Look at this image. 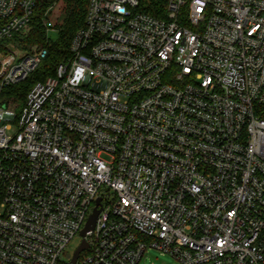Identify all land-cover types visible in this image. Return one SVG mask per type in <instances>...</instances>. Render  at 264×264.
Returning a JSON list of instances; mask_svg holds the SVG:
<instances>
[{
    "label": "built area",
    "instance_id": "obj_1",
    "mask_svg": "<svg viewBox=\"0 0 264 264\" xmlns=\"http://www.w3.org/2000/svg\"><path fill=\"white\" fill-rule=\"evenodd\" d=\"M159 1L89 0L21 103L48 51L0 0V264H59L97 199L75 264H264V0Z\"/></svg>",
    "mask_w": 264,
    "mask_h": 264
},
{
    "label": "trees",
    "instance_id": "obj_2",
    "mask_svg": "<svg viewBox=\"0 0 264 264\" xmlns=\"http://www.w3.org/2000/svg\"><path fill=\"white\" fill-rule=\"evenodd\" d=\"M89 0H36L31 19V30L22 39V49L31 46L44 48L48 56L34 74L22 84L9 88L5 93L22 103L23 97L38 81L55 75L57 65L69 55V46L74 34L84 27ZM159 0H143V10L151 14L158 13ZM59 7L60 16L54 25V31L47 33L45 21L51 19L52 10ZM264 118V112L261 115Z\"/></svg>",
    "mask_w": 264,
    "mask_h": 264
},
{
    "label": "rangeland",
    "instance_id": "obj_3",
    "mask_svg": "<svg viewBox=\"0 0 264 264\" xmlns=\"http://www.w3.org/2000/svg\"><path fill=\"white\" fill-rule=\"evenodd\" d=\"M59 16H60L59 7H55L52 10V16H51V20L54 22V25L57 22V18ZM102 158L108 163H111L112 161L110 155L107 154H103ZM112 198H113V192H110L109 195L106 196V200L111 201ZM80 241L81 240L78 237H75L71 240V242L69 243L68 247L65 250V253L61 257L59 264H69L70 258L72 257L74 251L79 246ZM139 264H179V263L171 256L164 254L156 249H148L144 253Z\"/></svg>",
    "mask_w": 264,
    "mask_h": 264
},
{
    "label": "water",
    "instance_id": "obj_4",
    "mask_svg": "<svg viewBox=\"0 0 264 264\" xmlns=\"http://www.w3.org/2000/svg\"><path fill=\"white\" fill-rule=\"evenodd\" d=\"M95 204H96V207L93 209L92 214L89 216L84 228L81 230V232L79 234V236L81 237V241H80L79 246L74 251V253L70 259V264H75L80 253L84 252L88 248V244L85 241V236H86L87 232L93 230V228L95 226L97 217L100 213V209H97L101 206L100 199H97Z\"/></svg>",
    "mask_w": 264,
    "mask_h": 264
}]
</instances>
